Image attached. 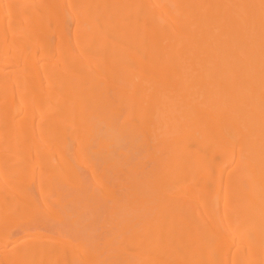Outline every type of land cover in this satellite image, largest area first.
<instances>
[{
    "label": "bare ground",
    "instance_id": "6f19581e",
    "mask_svg": "<svg viewBox=\"0 0 264 264\" xmlns=\"http://www.w3.org/2000/svg\"><path fill=\"white\" fill-rule=\"evenodd\" d=\"M199 1L0 0V264H78L59 230L6 251L29 235L16 222L38 209L36 177L70 187L50 154L92 176L117 165L102 193L83 190L112 203L105 264H264V0ZM134 147L145 177L128 185Z\"/></svg>",
    "mask_w": 264,
    "mask_h": 264
},
{
    "label": "rangeland",
    "instance_id": "374dc122",
    "mask_svg": "<svg viewBox=\"0 0 264 264\" xmlns=\"http://www.w3.org/2000/svg\"><path fill=\"white\" fill-rule=\"evenodd\" d=\"M171 0H160L161 5L170 3ZM199 1V0H198ZM206 2V1H204ZM203 1L196 2L194 4V11H197L199 13L202 10H207L209 8L208 2L204 3ZM206 4V6H205ZM206 8V9H205ZM210 9V8H209ZM195 47H187L183 51V53L186 56V59L184 60L186 63H189L190 58L193 55V51H195ZM247 56L248 53H245ZM184 62H182L183 64ZM188 70H186L184 73H187ZM194 74V73H193ZM203 79L201 76H198L196 78H193L190 82L191 88H195L197 86H201L203 84ZM189 86V87H190ZM172 87V85L170 86ZM167 100L162 101V105L165 106L167 104ZM178 114L176 116L179 117ZM131 149V157L130 160H126L124 162L125 166H122L123 168L126 167L128 170V176L126 177V183L131 185L133 182L141 184L144 180V174H142V164H141V157H143L140 152V150ZM136 150V151H135ZM48 157L52 158L55 163V170L51 173L52 181L57 183L63 181H70V187H64L63 188V196L60 198V196L56 194L54 189L48 188L49 186L47 183L42 184V187L40 188V178L39 175L35 179V186H34V195L36 197V205L38 207V211L30 212L29 215L25 213L26 216L21 217L17 216V222L16 225L18 226L16 228L17 234H29L28 236L18 238L16 241L11 242L7 248L6 251L9 248H15L17 246L18 249H29L34 242L33 239H36L38 237H41L43 235L50 236L54 235V237H59L57 234V231H63L62 234H70L66 235L69 236L71 239H67L73 243H71L73 246H75L77 249L83 248L79 252L80 258H76L75 261L78 264H105V262L102 261L104 258L107 261V257L110 255H113L117 253V244L115 242V239L112 241V244L108 247H106L104 243V239L101 237L103 227L101 226L103 221L107 218L109 214V210L111 209L110 204H112L110 201L109 203H94L88 196H86L83 192L84 189L90 191H95L94 193L100 194L106 189L107 184H110L113 181H117L118 177L121 175L119 171H117L116 166H106L104 162L100 163V172L95 176H92L91 172L88 171V169L83 168L82 165L77 166V170L75 172H71L68 170H65L61 167V165L58 164V158L57 156H54L50 154ZM125 159H128L125 158ZM124 159V160H125ZM1 160H6L5 158L1 157ZM104 166H102L103 164ZM102 164V165H101ZM104 167V169H103ZM109 167V168H108ZM39 168L36 167H30L27 170V174L29 173H38ZM103 172H105V176L107 174L108 178H104L108 181L99 180L97 176H102ZM252 170L249 167V169L244 172V174L251 173ZM25 174V175H27ZM124 180V179H123ZM171 181H174L176 179H170ZM168 180V181H170ZM67 181V182H69ZM192 197L195 195H198L200 193V189L198 184L192 185ZM36 213V214H35ZM35 216H32L34 215ZM28 218L31 219L34 217L36 220L32 219L31 225H36L37 233L34 232H28L27 230V221L29 222ZM260 216V214H259ZM31 217V218H30ZM61 221V223H60ZM42 223V225H41ZM56 223V224H55ZM53 224L52 226H50ZM60 224V225H59ZM230 224V220L228 217L221 218L218 221V225L222 227L223 230H228ZM57 225V226H56ZM54 226V228H52ZM61 226V227H60ZM56 228V231H55ZM59 228V229H58ZM61 228V229H60ZM54 231V232H53ZM58 231V232H59ZM41 232V234H40ZM21 233V234H20ZM74 233V234H73ZM80 235V236H79ZM64 236V235H63ZM74 236V237H73ZM78 236V237H77ZM65 237V236H64ZM29 238H31L29 240ZM63 238V237H62ZM78 238V239H77ZM73 239V241H72ZM77 241H76V240ZM76 241V243L74 242ZM62 241V240H60ZM73 253V251H71ZM88 252L91 254V252H94L98 255V257L93 258L92 262H90L87 258Z\"/></svg>",
    "mask_w": 264,
    "mask_h": 264
}]
</instances>
